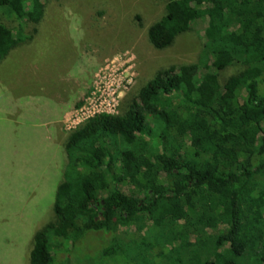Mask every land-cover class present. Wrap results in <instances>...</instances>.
Wrapping results in <instances>:
<instances>
[{
	"label": "trees",
	"instance_id": "trees-1",
	"mask_svg": "<svg viewBox=\"0 0 264 264\" xmlns=\"http://www.w3.org/2000/svg\"><path fill=\"white\" fill-rule=\"evenodd\" d=\"M49 1L0 0V62L35 39ZM197 24L194 63L157 69L118 113L66 134L28 264L82 263L69 244L90 235L104 264H264V0H167L147 41L164 50Z\"/></svg>",
	"mask_w": 264,
	"mask_h": 264
},
{
	"label": "rangeland",
	"instance_id": "rangeland-1",
	"mask_svg": "<svg viewBox=\"0 0 264 264\" xmlns=\"http://www.w3.org/2000/svg\"><path fill=\"white\" fill-rule=\"evenodd\" d=\"M166 3L50 0L35 39L0 62V264H28L35 231L53 215L61 143L81 120L105 109L92 104L76 115L74 102L113 89L117 100L110 111L118 113L122 100L157 69L197 60L202 24L164 50L148 43L147 28L164 14ZM248 54L257 57L252 49ZM242 241L250 244L246 228ZM106 243L90 235L69 244L67 257L83 260L70 264H104ZM256 259L253 254L241 263Z\"/></svg>",
	"mask_w": 264,
	"mask_h": 264
},
{
	"label": "built area",
	"instance_id": "built-area-1",
	"mask_svg": "<svg viewBox=\"0 0 264 264\" xmlns=\"http://www.w3.org/2000/svg\"><path fill=\"white\" fill-rule=\"evenodd\" d=\"M97 93H99V94H97ZM97 93L93 92L92 93L93 94L92 99L90 101H88L89 97H87V99H85V103L83 104V106L80 107L79 109H76L74 112H76V115H78V114L84 115L86 112H89L90 105H92V104L99 105V106H105V109L99 110L97 112H93L91 115H89L85 119L81 120L77 125L81 124L86 119L93 116L94 114L104 113V112L105 113H111V114L113 113L110 111V109L115 106L114 103H115V100H117L116 99L117 97H114L115 96V90L112 89L111 93H109L108 91L106 93V92H100V90L98 89ZM76 126H74L72 128H75Z\"/></svg>",
	"mask_w": 264,
	"mask_h": 264
}]
</instances>
